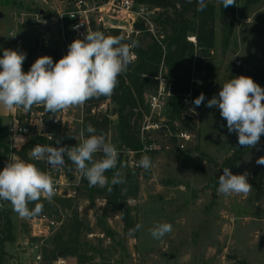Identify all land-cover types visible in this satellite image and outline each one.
Listing matches in <instances>:
<instances>
[{"label": "rangeland", "instance_id": "374dc122", "mask_svg": "<svg viewBox=\"0 0 264 264\" xmlns=\"http://www.w3.org/2000/svg\"><path fill=\"white\" fill-rule=\"evenodd\" d=\"M62 1L68 3L73 0ZM35 2L38 7L44 6L37 0ZM209 3L217 7L215 44L211 52L214 84L211 93L205 96L199 107L193 104L194 99L187 107L195 108V113L189 110L193 116L191 119L182 115L189 127L177 119L170 122L166 118L163 130L146 133L152 148L141 153L138 159L147 155L151 158L152 166L148 170L142 167L131 169L123 160L118 172L125 182L113 186L111 192L108 187L114 174L105 173L109 179V185L105 187H90L83 179L70 197L71 209H62L59 216L50 218L53 223L49 224L50 230L43 237V246L47 245L67 218L77 212L85 226L81 243L87 252L94 254L97 263L264 264V165L256 163L259 157L264 156V134L256 147H242L238 144L237 134L229 133L219 108L206 106L208 100L218 96L224 83L240 75L251 77L264 89V0H235L234 13H221V0ZM165 14L171 15L172 10L159 8L157 17L163 18ZM187 18L191 19L190 14ZM25 19L29 22L27 28H31V33L33 24L29 16ZM0 28V57L4 49L26 53L22 70L27 72L42 56L39 54L40 46L33 42L9 44L11 37L16 40L17 33L19 36L25 35L26 30H19L13 21H4ZM157 30L160 41L150 33H142L138 37L139 45L146 47L155 41L165 50L164 29L158 25ZM59 35V30L58 37L50 35L49 43L60 59L64 56V48ZM189 37L196 39L194 34L188 35L187 40ZM195 42L191 43L196 47L197 39ZM197 54L203 60L200 53ZM164 71L168 76V68ZM198 74L193 71L192 82L201 86ZM74 107L80 110L79 106ZM11 111L0 106L2 117ZM183 111L186 112V107ZM100 115L103 113L97 116ZM74 117L77 118L78 114L74 113ZM10 118L12 120L13 116ZM11 120L5 119L7 126ZM72 125L76 132L77 122L74 121ZM181 130L191 134L183 148L175 137V132ZM108 135L111 136V144L119 148L120 141L113 127L108 130ZM6 140L11 145L8 137ZM102 155L97 153L94 159L98 160ZM225 167L233 174H249L247 179L252 189L248 195L225 196L217 192L218 179ZM128 189H134L135 193ZM114 190L130 197L128 205L131 217L136 224L142 225L137 235L124 233L121 212L108 201ZM12 212L15 235L12 242L5 244L8 254L6 263L35 264V252L28 249L25 242L26 239L36 242L40 238H32L31 219L20 218L13 209ZM164 222L173 225L172 231L159 240L154 239L149 229ZM65 259L67 264L76 262L75 258Z\"/></svg>", "mask_w": 264, "mask_h": 264}, {"label": "clouds", "instance_id": "9594fccd", "mask_svg": "<svg viewBox=\"0 0 264 264\" xmlns=\"http://www.w3.org/2000/svg\"><path fill=\"white\" fill-rule=\"evenodd\" d=\"M221 3L226 8L234 5L235 0H221ZM206 6L205 0H198L197 11H203ZM124 39L123 36H106L101 31H87L84 39L77 38L71 42L67 54L57 62L54 63L51 56H41L27 72L22 70L26 53L4 49L0 57V106L7 110L22 108L28 112L34 105H42L46 112L55 115L70 107L82 106L89 99L111 96L119 83L118 77L136 58L132 49L139 46L137 40L124 43ZM204 100L201 93L193 104L199 107ZM206 106L219 108L229 133L237 134L240 146L254 148L259 144L264 134V89L251 77L240 75L224 83L218 96L208 100ZM190 111L195 113V108ZM86 131L90 135L85 138L82 129L80 142L72 147L34 146L30 160H43L50 167L59 168L65 164L67 156L90 187L109 185L105 173L116 168L119 153L102 134H96L91 124L87 125ZM97 153L103 154L98 160L94 159ZM256 163L264 165V156L259 157ZM137 166L150 169L151 158L142 156ZM248 175L247 172L233 174L228 167L223 168L217 192L225 196L248 195L252 189ZM124 182L117 171L108 191ZM55 194L51 175L32 162L16 157L0 170V201L9 202L20 218L30 219L41 214V198L51 203ZM30 203L35 205L32 209L28 207ZM141 227V224H136L129 234H134ZM172 229L171 223L164 222L149 231L154 239L159 240Z\"/></svg>", "mask_w": 264, "mask_h": 264}, {"label": "trees", "instance_id": "16d2710c", "mask_svg": "<svg viewBox=\"0 0 264 264\" xmlns=\"http://www.w3.org/2000/svg\"><path fill=\"white\" fill-rule=\"evenodd\" d=\"M138 3L147 4L171 9L172 16L165 14L156 17L157 25L162 26L166 34L163 44L165 50L157 43L153 42L146 47L138 46L132 49L136 55L135 60L128 66V70L118 77V85L111 96H100L99 98L89 99L85 104L83 130L84 135L88 137L86 127L91 124L96 129V134L106 136L109 129L112 127L116 130L121 147L138 151L143 148V143L138 137L140 123L143 119L144 113L147 112L145 105L146 95L155 89L158 75L159 65L164 56V62L168 68V77L172 82V95L169 100V110L167 117L169 121H182L187 127L189 124L185 123L182 115L184 113L185 97L191 93L193 99L197 98L201 93L208 96L213 87V56L211 54L215 44V21L217 17V7L205 0L206 8L203 11H197L198 0H136ZM256 2L257 0H249V2ZM209 4H208V3ZM219 11L235 12V4L223 7L222 3L219 5ZM168 12V11H167ZM190 14L191 19L187 18ZM159 23V24H158ZM66 25L69 22L66 20ZM68 30V29H67ZM69 31V30H68ZM194 34L197 39L196 47L187 40L188 35ZM121 36L119 30H111L106 36ZM134 40L139 41L136 38ZM124 43H131L126 40ZM36 44L40 45V40ZM44 55H52L53 62H57L59 57L56 50L40 46ZM203 60H200L198 57ZM193 71H197L199 78L202 81L201 86L192 82ZM107 99L114 104L112 115L116 114L115 120L111 119L106 114L100 116L89 115L92 107L97 106L100 102ZM7 125L5 118L0 116V165L5 161L8 153L14 152L22 159L32 162L29 158V153L36 145H45L59 147L65 145H76L77 141L74 139V134L67 130V128L54 127L52 129V140L47 141L43 137H32L19 149L11 148L7 142ZM173 129V127H172ZM59 141V144H57ZM65 162L70 164V160L65 156ZM121 165L119 160L116 168L106 172V174H115ZM128 191L135 193V190ZM130 197L114 190L108 197V201L117 206L121 212V218L124 223V233L129 235V230L134 229L136 223L131 217L130 207L128 201ZM70 198L54 197L52 202L41 198L43 204V211L41 214L34 216H59L62 209H71L72 204ZM35 205L30 203L29 209ZM13 212L10 203L7 201H0V264H7V252L5 244L14 240V222L12 218ZM32 217V218H34ZM30 218V219H32ZM84 222L79 218V214L74 212L71 217H68L58 231L43 246L42 254L43 260L51 262L58 257L75 258L76 264H103L95 262L94 254L85 250L81 243V235L84 232ZM137 231L134 233L136 234ZM49 245V247H48ZM245 264V262H242Z\"/></svg>", "mask_w": 264, "mask_h": 264}, {"label": "built area", "instance_id": "2783aa9c", "mask_svg": "<svg viewBox=\"0 0 264 264\" xmlns=\"http://www.w3.org/2000/svg\"><path fill=\"white\" fill-rule=\"evenodd\" d=\"M39 1L47 5L50 11L55 12V16L48 17L45 14L36 13L34 15L35 21L40 27H50L56 23L64 48L63 55L67 54L68 46L71 42L77 38L84 39L87 31H101L106 35L111 30H119L121 36L125 37L129 42L133 41L135 37L138 38L142 33H150L159 40L156 35L158 25L155 21L159 8L138 3L136 0H73L68 3L62 0L59 2L54 0ZM66 20L69 22L68 26L66 25ZM77 25L79 27H76ZM188 40L196 43V39L193 37H189ZM165 69L167 70V67L163 59L159 65L158 75L155 77V89L146 95L145 105L147 112L144 113L138 132V137L143 143V148L138 151L126 147L116 148L119 153L118 162L119 160L121 162L124 160V163L131 169H138V156L152 148V145L148 144L146 133L150 131H161L163 127H166L165 119H168L167 113L169 110V100L172 95V82L165 71L163 72ZM192 100L191 93L187 94L184 104L186 112L183 113V116L190 119L193 116L187 107L190 106ZM109 103V99L101 102L98 107L91 109L89 115L97 116L102 112L112 119V114L108 106ZM14 109L15 113L7 127V137L11 140V148L19 149L32 137H43L47 141H50L52 140V129L54 127L67 128L68 131L74 134L75 141L80 142V132L83 129L82 124L84 120V105L81 106L79 118L73 115L76 113L74 107L60 111L55 115L46 112L42 105H34L28 112H25L22 108ZM74 121L78 122L77 130L75 129L76 132H74L72 125ZM171 130H173L172 127ZM84 137L87 138L85 135ZM104 137L106 142L111 143L110 135ZM175 137L181 142L180 146L183 148L185 146L184 144L190 140L191 134L187 130H181L175 132ZM23 139H28V141L24 144H22L23 141L22 143L17 142ZM41 146L49 145L45 144ZM65 146L72 147L75 145L67 144ZM28 156L30 158V154ZM16 157L22 159L14 152L8 153L5 161L0 165V170H3L6 163L11 162ZM31 161L40 170L49 173L53 178L56 192L54 197H72L74 195L73 192H75V187L80 185L84 179L72 162H69L70 164L65 162L62 167L52 168L43 160ZM31 221L33 227L32 238L40 239L36 242L28 240L25 242V246L35 252L34 263L43 264L45 262L42 255L43 237L50 230L49 224L53 223V221L50 220V217L44 215L38 219L34 217ZM48 264L67 263L65 258L58 257L48 262Z\"/></svg>", "mask_w": 264, "mask_h": 264}, {"label": "crops", "instance_id": "0c3cea01", "mask_svg": "<svg viewBox=\"0 0 264 264\" xmlns=\"http://www.w3.org/2000/svg\"><path fill=\"white\" fill-rule=\"evenodd\" d=\"M35 1L36 0H0V24H2L4 21H13L15 24L18 25L19 30L26 29L24 31L25 35H21L19 32V34H20V36H19L17 33V35H16L17 39L16 40L11 37L9 44H13L14 42H16L18 44H20L21 42H33L35 44L37 42V40H40L39 46L44 45L47 48L54 49L50 46L49 38H50V35H54V36L57 35V37H58V30H57L56 23L50 27H40L36 23L34 15L36 13H41V14H45L48 17H54L55 12L50 11L49 7L47 5L41 3L39 0H37V1L41 4H43L44 6L38 7V5L36 4ZM54 1L59 2L60 0H54ZM27 16H29L30 22L33 24V29H32L33 31L31 33H29L31 28L30 27H29V29L27 28L29 26L28 20L25 19ZM0 31H1V28H0ZM29 34H31V35H29ZM0 35H1V32H0ZM38 36H39V39H37ZM59 39H60V37H59ZM39 54L42 56H45L42 53L41 48L39 49ZM108 106H109V109H110L111 114H112L113 110H114V104L110 101ZM79 107H80L79 109H81V106H79ZM74 108L76 110V113L78 114L77 118H79L80 117V110H77L76 107H74ZM14 113H15V109H12L11 112L7 113L3 117L6 120L7 119L11 120L10 117H12L14 115ZM0 116H1V113H0ZM116 118H117L116 114L112 115L113 120H115ZM75 122H77V121H75ZM77 125H78V122H77ZM19 140L17 142L22 143V141H23L22 144H24L26 141H28V139H23L21 141H19ZM28 240L29 239H26V241H28ZM73 262H74V264H76L75 261H73Z\"/></svg>", "mask_w": 264, "mask_h": 264}, {"label": "water", "instance_id": "95a60500", "mask_svg": "<svg viewBox=\"0 0 264 264\" xmlns=\"http://www.w3.org/2000/svg\"><path fill=\"white\" fill-rule=\"evenodd\" d=\"M43 264H48V262H47V261H45Z\"/></svg>", "mask_w": 264, "mask_h": 264}]
</instances>
